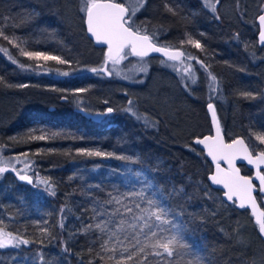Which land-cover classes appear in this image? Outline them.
Returning a JSON list of instances; mask_svg holds the SVG:
<instances>
[{"label": "trees", "instance_id": "obj_1", "mask_svg": "<svg viewBox=\"0 0 264 264\" xmlns=\"http://www.w3.org/2000/svg\"><path fill=\"white\" fill-rule=\"evenodd\" d=\"M83 3L0 0V30L26 41L27 49L70 62L28 60L0 36V49H8L0 50V148L23 154L24 173L32 179L21 181L10 168L0 173V228L29 241L0 249V264H119L120 246L102 250L107 234L95 224L120 207L106 200L126 194L124 203H134L139 198L132 193L140 191L165 202L169 219L180 225L165 235L178 234L188 245L173 246V257L164 254L165 260L188 264L195 254L201 264H248L254 245L264 244L247 210L224 203L208 186L210 165L192 137L209 132L205 104L212 102L226 140L240 136L255 151L264 149L255 139L264 134V51L255 44L253 20L264 13V0H219L215 14L205 13L202 0H147L135 25L156 39L177 42L173 46L195 57L194 66L201 68L197 59L206 65L219 85L210 96L157 86L155 103L143 97L160 77L153 62L137 85L87 71L101 64V51L85 36ZM189 37L202 48L189 44ZM9 55L25 67L12 64ZM64 71L69 75H60ZM105 108L113 112L103 120L91 117ZM39 136L45 139H33ZM95 151L106 155L87 154ZM257 199L264 211V201ZM119 219L111 217L109 231H116ZM237 220L247 222L253 236L247 254L236 241ZM124 259L157 264L160 258Z\"/></svg>", "mask_w": 264, "mask_h": 264}, {"label": "snow or ice", "instance_id": "obj_2", "mask_svg": "<svg viewBox=\"0 0 264 264\" xmlns=\"http://www.w3.org/2000/svg\"><path fill=\"white\" fill-rule=\"evenodd\" d=\"M145 0H137L136 5H131L125 2H117V0H84L81 11L84 13V19L87 26L88 34L94 38L97 44L107 45V51L105 52L104 65L99 68L92 67L87 69L92 73L103 72L105 75H111L113 72L116 76L123 79H127V76H122L119 66L122 61L127 59L129 55L137 57L141 62L149 53L155 52L160 53L166 61L172 63L167 65L171 67L175 72L180 74L183 73L189 80L194 84L196 83V76L191 64L185 63L196 59L195 57L189 56L181 50H174L168 46H162L154 42V36H150L146 30H142L140 27L135 25L133 17L140 11L144 6ZM213 3V0H204V6L212 13L217 12V4ZM219 19V17H216ZM260 25V42L264 44V14L258 17ZM0 36H3L9 44L15 47H19V52L22 56L28 60L36 61H49L53 60L57 64L70 63L62 59L58 55H52L45 51L27 49L25 45L27 42L16 36H9L0 30ZM189 44L193 45L197 49L202 48V44L195 39L189 37ZM5 54L8 53V49H0ZM12 64L18 65V67L24 68L25 65L18 63L17 59L12 58L11 55L8 57ZM196 63L201 64V67L207 68L200 60H196ZM112 65L109 70L106 66ZM39 67V65H37ZM135 71L147 72L146 66L141 63L139 66H132ZM60 75L68 76L67 71L61 72ZM210 80L209 91L210 93H217L219 85L217 79L211 73H208ZM142 83V81H140ZM78 91L83 92L84 89ZM211 99V97H210ZM131 104V101H129ZM207 109L211 117L212 125L215 129V135L204 136L202 139L197 138L194 143L202 145L206 150L207 156H209L216 165V173L211 175L209 179L214 185L222 186L226 191L224 196L229 202L233 201V197L236 198L237 206L239 208H245L251 205L252 208L256 207V201L252 195L254 188L250 179L241 176L239 168L236 167L235 161L237 159L246 160L248 164L260 168L264 165V149L259 150L255 156L253 153L255 149L246 143L242 138L234 139L231 143H226L221 130V125L218 120L217 110L214 103L209 102ZM113 112L112 108L106 109V113L110 114ZM147 126L151 127V124ZM33 139L43 140L45 137H33ZM255 139L259 144L264 145V134H255ZM88 155L103 156L105 153L95 151L88 152ZM119 159L129 160V157H118ZM224 161L228 165V169L221 168L219 161ZM0 164L4 166L0 167V173L9 170V162L0 158ZM27 168L28 165L26 164ZM14 170V166H12ZM21 181H27L32 183L30 176L18 173ZM257 177L260 182V190L264 191V174L257 172ZM39 183L48 185L49 181L42 179ZM55 195L54 192L50 193ZM124 196L126 194L113 196L111 199L105 201L108 206L113 203L120 205L114 211H110V219L103 220L95 224V229L101 234H107V239H104L100 247L102 250L116 251L117 245L120 246V256L122 259L119 264H125L126 260H132L134 257L139 255L151 254L160 259L157 264H173L170 260H165L164 254L168 258L173 257L174 253L172 247L178 245L180 248H187L188 245L181 242L179 235H165L166 232L171 233L173 230L177 232L180 229V225H177L173 220L169 219L171 215L169 207L165 206V202L160 199H153L151 197L145 198L144 192H134L132 196L138 197V201L134 203H124ZM146 202L147 207L143 206ZM135 209V211H134ZM130 214V219L124 217ZM103 215V213H101ZM120 217L116 231H109V223L111 217ZM153 218L154 221L153 222ZM256 223L259 225V233L264 236V212H261L257 217ZM171 227H166V226ZM89 230L92 229V225H89ZM120 233H125L123 236ZM141 237L144 239L142 240ZM115 240V243L112 241ZM28 240L21 239L18 236L13 235L11 232H6L0 229V249L6 247L19 248L21 244L27 245ZM151 249L148 253L147 250ZM160 249L163 252L159 251ZM187 254V253H186ZM139 264H144L143 261H139ZM188 264H201L199 257L195 254L191 255L188 260Z\"/></svg>", "mask_w": 264, "mask_h": 264}, {"label": "rangeland", "instance_id": "obj_3", "mask_svg": "<svg viewBox=\"0 0 264 264\" xmlns=\"http://www.w3.org/2000/svg\"><path fill=\"white\" fill-rule=\"evenodd\" d=\"M213 1L216 2V0ZM104 60H105L104 58H101L100 60L101 64L98 66V68L101 66H105ZM151 62L154 63V66L156 68L155 71H157L156 72L157 75L161 77L162 74L164 77L161 79L160 77L153 78L154 82L149 86L148 89L149 95L143 96L145 97L146 100H150L153 103L157 102L156 97L159 93L156 92V87L161 85L169 89L171 88V90L175 89V90L192 91L194 89L196 90V92L198 91L197 93L205 96H210L214 94V93H210L209 91L210 80L208 78V73L205 72L202 67L200 68L198 66L197 67L194 66L193 63H191L192 60L190 61L186 60L185 63L191 64L192 69L194 70L196 76V83L194 84L191 82V80L188 79L187 76H184L182 72L178 74L171 67H168L167 65L171 64L172 62L166 61L163 58H153V57L144 58L143 62H141L138 58L129 55L127 59L122 61L121 65L119 66L122 76H127L128 77L127 79H123L121 77L116 76L114 72L111 75H105L103 72L100 73L101 75L103 74V76H107V77L109 76L111 78H115L120 82L137 85V84H141L140 81H143L145 75L148 72V66ZM141 63H143L146 66L147 72H138L132 68L133 65L139 66ZM106 67L110 70L112 68V65L108 64ZM143 97L139 96L140 99ZM71 108L75 110L79 109V107L74 104L71 105ZM106 109L108 108H105L104 110L99 112H93L91 114V117L95 120H99V121L103 120L106 116L109 115L108 113H106ZM0 158L9 162L10 169H12V166H14V170L17 171V173L21 174L27 172V168L25 167V165L26 164L28 165V162L26 161V158L24 157L23 154L13 155V153H9L6 151L3 152L2 149L0 148ZM2 166L4 165L0 164V167ZM259 198H260V202L262 203L264 201L263 195H260ZM236 224H237L236 234L238 235L236 241L240 244L242 250L245 251L246 253L247 252L246 248L248 247L249 242L252 240L251 237H253L252 235H249L250 227H248L247 222H243L242 220H237ZM254 246H255L254 247L255 250L249 253L248 264H264L263 262L264 259L263 256L261 255L263 250V245L260 246L259 244H257Z\"/></svg>", "mask_w": 264, "mask_h": 264}, {"label": "water", "instance_id": "obj_4", "mask_svg": "<svg viewBox=\"0 0 264 264\" xmlns=\"http://www.w3.org/2000/svg\"><path fill=\"white\" fill-rule=\"evenodd\" d=\"M261 14H264L263 12H259L257 13L255 16H254V22L256 24V34H255V38H256V44L257 46L259 47H263L264 48V44H261L260 42V25H259V20H258V17L259 15ZM83 27H84V32H85V35L89 38V40L91 41L92 45L95 46V47H101L103 48V53H104V58H105V52L107 51V45H103V44H97L94 40V38H92L88 32H87V26H86V23H85V19H84V13H83ZM174 50H179L177 48H173ZM147 57H160V58H164L160 53H155V52H152V53H149V55ZM165 59V58H164ZM209 102H207L205 104V112H206V116H207V120H208V124H209V132L205 133V134H202L200 136H193L192 137V143H194V141L197 139V138H203L204 136H208V135H215V129L212 125V122H211V117H210V114L208 112V109H207V104ZM223 135V133H222ZM223 138H224V135H223ZM237 138H242L240 136H236V137H233L229 140H225L226 143H231L234 139H237ZM243 139V138H242ZM197 148L202 152L203 156L205 157L206 161L209 163L210 165V171L206 174L205 176V180L208 184V186L212 189H215V190H218L219 191V197L220 199L226 203V204H230L232 203L234 205L235 208L237 209H241V210H247L253 224L255 225V228H256V232H257V235L259 237V239L263 242L264 244V236H261L260 233H259V225L256 223V220H257V217L259 216V214L261 212H264L262 207H261V204L259 203L258 199H257V194L258 195H264V191H261L260 190V182H259V179L257 177V172L259 171L261 174H264V165H261L260 168H256L255 166L253 165H250L247 163L246 160H241V159H237L235 161V165L237 168H239L240 170V175L241 176H244L248 179L251 180L252 184H253V188H254V191L252 193L255 201H256V207L255 208H252L251 205H248L246 206L245 208H239L237 206V201H236V198L233 197V201L232 202H229L226 197L224 196V192L226 191L225 189H223L222 186H218V185H214L211 183V180L209 179V177L213 174L216 173V165L215 163L212 161V159L207 156V153H206V150L203 148L202 145H199V144H196L194 143ZM258 152V150H256L253 155L255 156V154ZM220 163V166L221 168L227 170L228 169V165L224 162V161H219ZM241 167L245 168L246 172H242L241 171ZM26 173H21V175H24ZM27 175V174H26ZM29 176V175H28ZM27 182V181H25ZM262 256H263V259H264V247H263V250H262Z\"/></svg>", "mask_w": 264, "mask_h": 264}, {"label": "flooded vegetation", "instance_id": "obj_5", "mask_svg": "<svg viewBox=\"0 0 264 264\" xmlns=\"http://www.w3.org/2000/svg\"><path fill=\"white\" fill-rule=\"evenodd\" d=\"M117 2H125V3H128V4H131V5H136V3H137V0H128V1H126V0H117ZM202 7H203V9H205V13H207L208 12V9L204 6V0H202ZM146 8H147V0H145V3H144V6H143V8L140 10V11H138L137 12V14L135 15V17H133V19H134V21L136 20V17H138V19H139V17L142 15V14H144V11H146ZM253 20H254V17H253ZM255 23V22H254ZM143 30V29H142ZM150 36H152V34L150 33V32H148V31H146ZM85 33V32H84ZM255 34H256V24H255ZM255 34H254V38H255ZM86 36V35H85ZM87 37V36H86ZM88 38V37H87ZM89 39V38H88ZM91 42V41H90ZM154 42H156V43H158L159 45H162V46H168V47H171V48H177V49H179V50H181L180 49V47H178V46H173V45H175L176 43H173V44H170V43H166V42H164V40L162 41V40H160V39H156V38H154ZM255 44H256V38H255ZM257 45V44H256ZM259 47V46H258ZM99 49H100V51H101V58H104V53H103V48H101V47H98ZM260 48H262L263 49V51H264V48L263 47H260ZM263 54H264V52H263ZM132 57H134V56H132ZM137 58V57H136ZM145 58H151V57H145ZM153 58H160V57H153ZM105 59V58H104ZM164 59V58H163ZM258 196H260V195H258L257 194V197Z\"/></svg>", "mask_w": 264, "mask_h": 264}]
</instances>
